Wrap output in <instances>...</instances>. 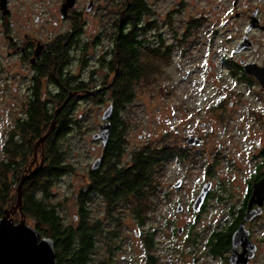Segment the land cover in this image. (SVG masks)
I'll list each match as a JSON object with an SVG mask.
<instances>
[{
	"label": "rangeland",
	"instance_id": "obj_1",
	"mask_svg": "<svg viewBox=\"0 0 264 264\" xmlns=\"http://www.w3.org/2000/svg\"><path fill=\"white\" fill-rule=\"evenodd\" d=\"M181 1L149 0L157 14L156 26L140 39L146 38L152 48L159 47L161 54L164 53L165 56H159L155 70L141 80L131 103L115 118L126 121L123 149L118 159L121 167L126 168L133 152L165 151L167 156L162 157L155 167L158 172L153 185L157 188V194L150 200L142 227L137 225L141 224V214L133 213L130 206L127 207L123 202H120L119 208L116 206L114 209V216L111 218L115 221L113 224L104 218L106 206L98 195L91 194L88 198L85 196L88 220L99 221L105 232H114L116 237L112 241L105 238L96 242L92 264H106L104 259L109 257V264H146L140 235L141 232L150 230H155L153 252L158 256L157 264H215V260L203 258V240L196 248L198 252L190 255L192 251L186 248L187 251L181 252L185 257L181 258H176L177 253L167 249V244L171 240H182L186 224H192L191 232L201 237L217 224H230L232 211L240 201V195L235 194L234 182L238 184L245 177L234 170L232 165L244 164L246 161V142L249 136L245 123L249 124L250 121L248 110L260 111L264 124V96H256L259 92L256 87L234 82L229 77L223 63L230 58L231 53L223 51V47L234 43V36L228 31L231 28L229 21L233 20L234 13H241L243 3L250 8L258 5L259 1L238 0L237 7L234 8V0H205L201 4H197L196 0H184L186 3L183 9L182 4L179 8H174ZM214 5L221 6V10L214 11ZM200 9L207 13L203 33L200 36H187L181 43L173 46L174 36L179 40L185 34L186 18L199 14ZM176 10L180 12L176 13ZM216 12L220 13L217 23ZM168 14L172 18L173 32H168L169 26L165 25ZM233 22L239 25L238 21ZM212 25L216 30L220 27L213 37L206 35ZM254 38L258 45L262 43L261 34L256 33ZM91 67L89 64V68ZM6 68L5 51L0 48V96L6 90ZM103 73L104 70L98 69L95 80H100ZM111 77L112 72L109 81ZM14 86L19 87L21 83L15 81ZM21 99V96L15 95L0 101V137L11 118L20 116ZM109 105H113L112 98L77 100L71 103L70 115L67 117L72 125L60 143L67 166L64 174L51 185L46 199L48 204L57 207L60 218L66 225H78L79 201L74 200L73 195L87 190L89 166L102 154L100 142L92 139V136L98 133L99 126L103 123L102 113ZM238 123L243 125L237 128L235 125ZM189 136L199 137L200 145H187L184 140ZM2 150L0 148V161L4 154ZM37 154L39 157V153ZM31 160L32 157L29 156L26 165ZM177 181H181L182 185L175 188L173 185ZM205 182L212 185L209 198L203 211L194 214L190 205ZM15 191L12 190L11 202L6 208L16 204ZM178 203L183 208L179 213L175 211ZM8 219L13 224H19L20 213L16 212L8 216ZM25 225L36 230L30 219L25 218ZM178 227L182 229L181 237L176 234ZM107 241L113 247L112 256L107 252ZM259 264H264V261H259Z\"/></svg>",
	"mask_w": 264,
	"mask_h": 264
},
{
	"label": "flooded vegetation",
	"instance_id": "obj_2",
	"mask_svg": "<svg viewBox=\"0 0 264 264\" xmlns=\"http://www.w3.org/2000/svg\"><path fill=\"white\" fill-rule=\"evenodd\" d=\"M131 1L0 0V48H4L5 51L8 73L6 90L0 96V101L13 98L15 95L22 97L19 106L20 116L11 118L9 125L2 130L0 137V148L3 149L2 154L4 153L2 158H6L4 146L13 147L20 143L22 123L27 120L33 107L45 105V102H54L51 105L56 108L61 100L65 103L64 105H67L77 100L112 98L111 86L118 75L117 68L122 64V61H118V53L124 46L126 33L131 32L132 22L127 12ZM144 1L145 11L142 10L136 15L135 25L139 31L145 32L146 35L151 27L155 29L157 14L149 0ZM204 1L196 0V3L201 4ZM256 1H259L258 5L248 8L243 3L241 13H234L233 20L238 21L239 25H235L233 20L229 21L231 28L228 31L233 34L234 43L223 47V51L231 53L230 58L224 60L223 65L226 66L228 75L234 82L256 87L259 91L256 96H264V4L261 5L264 0ZM237 2L238 0L232 1L234 8L237 7ZM185 3L182 0L180 3H176L174 8H179L182 4L183 9ZM174 8L168 13L172 12ZM212 9L214 11L221 10V6L214 5ZM177 12L180 11L176 10ZM215 15V23H217V16H220V13L216 12ZM167 16L169 17L165 25L169 26L168 32H173L171 15ZM206 17L207 13L203 12V9H200L199 14L195 16L189 15L186 18L185 34L182 35L200 36L205 28ZM213 25L206 35L213 37L220 30V27L216 30ZM149 26L150 28H148ZM256 33L262 36V40H260L262 43L259 45L257 39L254 38ZM89 64L92 65L91 68H89ZM111 68L114 70L111 71ZM98 69L104 70V73L100 80H95ZM111 72L112 77L109 81ZM15 81L21 83V86L15 87ZM62 105L60 104L58 107ZM248 116L249 124L243 121L249 136L246 142V161L244 164L233 163L232 165L234 170L244 175L245 180H239L238 184L234 182L235 194L240 195V201L232 211L230 224H217L211 227L206 235L198 236L196 239L198 241L194 244L191 243V240L195 238L196 234L192 233V236H187V231L192 224H186L182 240L176 242L171 240L167 244V249H172L177 253L176 258L183 257L184 254L181 252L187 251L186 248L192 251L190 255L198 252L196 248L203 240L204 259L208 257L209 260H215V264H229L233 237L241 226L253 249V255L247 264H259V261H264V124L261 121L260 111L250 109ZM241 124L238 123L235 126L240 128L239 126L243 125ZM57 127L54 122L49 133L51 134L53 130L56 131ZM39 139L37 141L36 138L33 143L32 160L23 169L22 177L33 175L45 164L47 138L42 142H39ZM103 152L99 158L95 159H100L98 167L92 169L95 160L89 166L87 182L89 192L95 190L96 194L99 193L98 197L101 202L105 203V197L100 193V190L94 189L91 184V180L97 174L105 172L106 160ZM37 153H39V157ZM210 189L199 212L203 211L206 205ZM77 196L79 193H75L73 199L77 200ZM78 206L79 204L77 208ZM246 212H249L250 217L245 221ZM177 232L178 230H176V234L181 237V232L179 234ZM171 234L173 236L174 232L172 231ZM222 235L226 238L227 246L223 252L213 255L210 252L211 238L214 237L213 242L214 240L219 241ZM235 250L237 254H240L243 251V246L237 245ZM154 257L158 256L154 254ZM152 261V264H157L154 259Z\"/></svg>",
	"mask_w": 264,
	"mask_h": 264
},
{
	"label": "trees",
	"instance_id": "obj_3",
	"mask_svg": "<svg viewBox=\"0 0 264 264\" xmlns=\"http://www.w3.org/2000/svg\"><path fill=\"white\" fill-rule=\"evenodd\" d=\"M145 7L144 0H132L127 11L132 25L130 27L131 32L126 33L124 46L118 53V61H122V64L117 68L118 75H116L111 86V91L113 92L112 114L109 118L111 132L103 148L106 169L104 173L97 174L91 180L92 187L100 190V193L105 197V203L103 204L106 206V214L104 218L108 222H115L111 219L114 216V209L116 206L121 205L120 202H123L127 207L130 206L133 213L141 214V217H139L141 224H137L140 227L144 225L142 223H144V216L149 210L151 198L157 194V188L153 185L155 183V174L158 172L155 167L161 162L162 157L165 158L167 155L164 150L158 152H133L130 157V163L126 168L121 167L118 159L123 149V141L125 139L123 134L126 121H120L115 118L126 105L131 103L141 80H144L151 74L152 70H155L156 63L160 59L159 56H165L164 53L161 54L159 47L152 48L146 38L140 39V37H145V32L142 33L141 30L139 31L136 28L135 19L139 12L145 11ZM185 38L187 36L181 35L180 39L177 40L174 36L173 46L181 43ZM153 59L156 60L154 61ZM113 70L111 68V71ZM45 103V105L33 107L27 120L23 122L24 124L22 123L20 143L13 145V147L4 146L6 158L0 161V218L5 210H10L13 207L6 208L11 202L10 194L12 190H16L15 194L17 195V187L21 180L25 178L21 187V213L25 218L31 220L33 227L41 236L52 240L55 264H92L96 242H100L101 239L105 240V238L112 241L115 233L105 232L104 226H100L99 221L96 222L97 220L94 222L88 220L89 211L85 207L87 201L84 198L86 195L88 198L91 194H96L95 190L89 192V185L85 191L86 193L81 192L77 196L79 201V218L78 215L76 216L79 219L77 226L64 224L57 207L53 204H48L46 201L49 197L51 185L64 174L66 169L67 165L64 162V153L60 149V143L68 133L67 131L71 128L72 123L67 117L70 115L68 113L71 109V104L64 105L65 103L61 100L55 108V106L51 105L54 102ZM60 104L63 105L58 107ZM54 122L58 126L56 131L53 130L51 134L49 133L45 137L47 138L45 164L33 175L22 177L23 169L27 167V158L29 156L32 157L34 141L36 138L38 141L40 137L45 135ZM96 195H99V193ZM96 203L101 202L96 201ZM136 218L138 220V216ZM187 232V236H192L191 226ZM154 235L155 230L141 232L140 235L144 246L143 255L147 264H152L153 259L155 261L158 259V257H154L153 252ZM198 236L199 234H196L195 238L191 240L192 244L198 241L196 240ZM211 239L212 248L210 252L213 255L223 252L225 246H227L225 236L222 235L219 241L214 240L213 242L214 237ZM214 243L216 244L214 245ZM106 246L108 248L107 252L110 253L109 256H112L113 250L111 248L113 247L109 241L106 242ZM109 260L110 257L104 259L106 264H109Z\"/></svg>",
	"mask_w": 264,
	"mask_h": 264
},
{
	"label": "water",
	"instance_id": "obj_4",
	"mask_svg": "<svg viewBox=\"0 0 264 264\" xmlns=\"http://www.w3.org/2000/svg\"><path fill=\"white\" fill-rule=\"evenodd\" d=\"M111 114L112 105H109L102 113L101 120L103 123L99 126L98 133H95L92 136V139L98 140L102 147L106 144L111 132V124L108 122ZM52 126L53 124L48 132L40 138L39 142H42L45 139L51 131ZM184 142L189 146H199L201 140L199 137L189 136L185 138ZM99 163L100 159L95 160L92 164V169L97 168ZM29 176L30 174L28 177ZM23 182L24 179L21 180L17 187L16 204L10 210H5L0 219V264H55V253L52 240L47 237H41L36 230L25 225V217L21 213V187ZM181 184V181H177L173 186L177 188L180 187ZM210 187V182H206L201 186L200 192L191 205L193 213H199ZM261 188L262 186L259 191ZM175 211L177 213L183 211L180 203L177 204ZM16 212L20 213L19 224H13L11 220L8 219V216H12ZM245 215L244 220L246 221L250 217V214L249 212H246ZM177 230L178 233H180L182 229L178 228ZM237 245L243 246V251L240 254L236 253L235 248ZM252 255L253 249L247 240L246 232H244L240 226L233 237L229 264H247Z\"/></svg>",
	"mask_w": 264,
	"mask_h": 264
}]
</instances>
